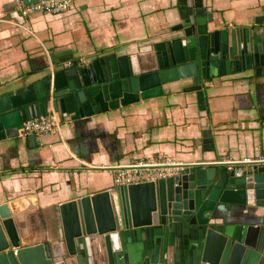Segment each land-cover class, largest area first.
Wrapping results in <instances>:
<instances>
[{
    "label": "water",
    "instance_id": "water-1",
    "mask_svg": "<svg viewBox=\"0 0 264 264\" xmlns=\"http://www.w3.org/2000/svg\"><path fill=\"white\" fill-rule=\"evenodd\" d=\"M172 8L170 29L132 54L75 60L0 92V140L50 111L61 122L78 119L161 97L165 89L194 93L204 111V83L262 73L263 16L252 27L229 28L214 22L204 0H176ZM35 140L28 136L31 145ZM219 205L263 208L264 163L190 164L64 201L48 238L25 246L0 206V264H264V215L255 224L221 222Z\"/></svg>",
    "mask_w": 264,
    "mask_h": 264
},
{
    "label": "crops",
    "instance_id": "crops-1",
    "mask_svg": "<svg viewBox=\"0 0 264 264\" xmlns=\"http://www.w3.org/2000/svg\"><path fill=\"white\" fill-rule=\"evenodd\" d=\"M21 1L26 3L0 0V92L75 60L132 54L161 39L176 20V0H74L63 14L27 16L18 12ZM204 4L216 24L229 28L252 27L255 17H264V0ZM203 93L204 111L194 93L165 89L161 97L67 117L58 133L36 137L32 145L17 129L6 131L0 140V206L28 240L23 246L48 238L60 203L115 187L109 167L99 166L158 157L215 165L264 156V69L260 75L246 70L215 77ZM215 213L221 222L255 224L264 207L219 205Z\"/></svg>",
    "mask_w": 264,
    "mask_h": 264
},
{
    "label": "built area",
    "instance_id": "built-area-1",
    "mask_svg": "<svg viewBox=\"0 0 264 264\" xmlns=\"http://www.w3.org/2000/svg\"><path fill=\"white\" fill-rule=\"evenodd\" d=\"M74 0H37L33 3H24L21 1L17 6L18 12L22 16H27L34 13H50L63 14L70 10ZM1 19V18H0ZM26 29V28H25ZM32 35L33 32L29 31ZM61 121L54 111H50L46 115H41L33 119H26L23 121L20 128L17 129L18 136H29L34 134L36 137L41 135L55 134L60 131ZM256 162L264 163V156L257 158H245L236 162L229 160L218 161V163H244ZM203 163L197 162L194 164ZM217 163V162H216ZM190 164H183L170 160L167 157L145 158L136 162L128 164H117L111 166H99L102 168L109 167L113 173L114 186H122L129 184H136L140 182L155 180L157 178L167 177L172 175L176 170L189 166Z\"/></svg>",
    "mask_w": 264,
    "mask_h": 264
}]
</instances>
